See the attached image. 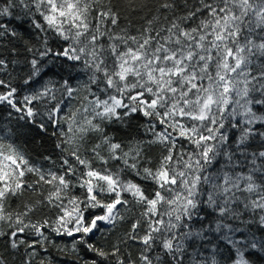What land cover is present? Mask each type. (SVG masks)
Returning <instances> with one entry per match:
<instances>
[{
    "label": "snow or ice",
    "instance_id": "1",
    "mask_svg": "<svg viewBox=\"0 0 264 264\" xmlns=\"http://www.w3.org/2000/svg\"><path fill=\"white\" fill-rule=\"evenodd\" d=\"M13 15L42 37L39 48H28L33 58L25 85L41 75L49 57L87 77L74 85L70 74L58 87L46 82L22 97L0 79V104L41 131L51 126L55 147L67 153L59 171L45 172L13 145L0 144V221L9 229L0 236L13 249L26 247L25 264L50 244L67 251L51 233L71 238L73 252L83 246L110 264H161L164 257L166 264H219L215 244L210 260L203 251L189 252L197 241L206 248L208 234L217 233L231 247V264H251L248 250H264V243L243 235L251 224L264 228V128L257 127L264 126V0H155V12L137 29L121 26L114 0H5L0 17ZM6 34L18 35L0 23V36ZM134 116L145 118L148 139L125 150L107 125ZM229 129L239 133L234 141ZM255 137L261 150L249 153L247 142ZM153 145L160 148L155 160L145 152ZM110 161L123 168L113 169ZM127 170L153 185L151 192L124 179ZM27 173L37 178L28 183ZM35 185L49 186L37 203L54 208L55 220L31 222L35 205L15 215L7 210L10 197ZM75 187L80 196L71 193ZM137 208L110 252L89 242L104 231L102 224L114 228L129 220L122 210ZM205 209L210 212L201 215ZM130 242L140 246L136 258L124 257L122 246Z\"/></svg>",
    "mask_w": 264,
    "mask_h": 264
},
{
    "label": "trees",
    "instance_id": "2",
    "mask_svg": "<svg viewBox=\"0 0 264 264\" xmlns=\"http://www.w3.org/2000/svg\"><path fill=\"white\" fill-rule=\"evenodd\" d=\"M114 2L121 12V26L127 25L133 29L140 28L145 24L146 18H151V15L155 12V0H114ZM4 4L5 0H0V7H3ZM14 11L19 12L20 10L16 9ZM0 23L7 25L10 29H15L18 33L16 37H12L10 34L0 36V59L5 60V66H0V79L9 82L13 87L17 88L18 97L28 94L46 82H51L49 84L50 87H58L59 82L68 79L70 74L74 77L72 80L74 85L87 80V77L83 73L78 75L76 69L69 68L67 62L53 60L49 57L41 64L43 68L41 75L30 85H25L24 80L31 72L30 60L33 58V54L28 51V48H39L42 43V37L37 36L27 19H16L15 15L11 17L3 16L0 17ZM57 44L58 42L56 40L49 39V45L53 49L57 48ZM0 91H4V89H0ZM82 94H84L83 91L81 92ZM41 111L43 110L41 109ZM19 116L20 113H16L7 105L0 104V144L4 146L13 145L25 155L30 165L36 168L42 169L45 172L49 170L59 171L61 156H66L67 153H61L55 147L59 140L57 136L53 135L54 129L49 126L46 132L41 131L36 125L20 120ZM145 123V118L134 116L130 119H125L124 122L111 123L107 125L106 130L116 142L122 143L125 146V150H127L130 144L148 139L143 127ZM63 127L66 128V125ZM257 127L264 128V126L260 125H257ZM229 131L234 141L239 133L235 129H229ZM247 150L249 153L261 150L259 137L252 138L247 142ZM145 152L148 157L155 160L159 156L160 148L158 145H153L150 149L145 148ZM46 157H50V159H46ZM240 159L243 160V157H240ZM109 163L113 169L123 168L122 162L110 161ZM95 166L99 167V162H96ZM122 176L126 180H135L141 183L146 190L151 192L153 185L149 182L139 180L130 170L122 172ZM36 178L32 173H27L25 177L28 183H32ZM72 179L74 180V178ZM35 188V191L28 190L23 194L10 197L6 202L7 210L15 215L16 212L23 211L25 205H35L32 212L29 213L31 222L35 223L45 219L55 220L57 212L54 208L47 205L46 202L44 205L37 203V201L47 196L49 186L35 185ZM81 192L82 190L78 187L71 189V193L77 196H80ZM95 211L97 214L100 213L99 209ZM122 211L127 212L129 220L118 221L114 228L112 225L102 224L101 227L104 231L95 232L89 242L98 248H102L106 252H110L114 243L124 239L126 232L131 227L130 220L139 214L140 209L137 208L135 213L131 210ZM205 212H210V210L205 209L201 215H204ZM249 218L247 215L244 217L245 220ZM212 219L213 217L210 215L208 220H205L203 224L207 225ZM193 227L194 229H200L202 224L200 221H195ZM8 230L7 221H0V231L7 232ZM142 234L143 229H141ZM208 235L212 241L211 244H207L206 248H202L201 242L197 241L193 245V248L189 249V252L191 253L193 250L203 251L204 256L202 258L210 260L213 254L212 244H215L218 246L215 251V256L219 264H231V260L229 259L230 253L232 252L231 247L225 241L219 239L220 234L209 233ZM243 235L249 239L254 236L258 243H264V228H260L257 224L249 225ZM240 236L241 234L237 233V238ZM27 238L29 240L34 239L33 236H28ZM51 240L61 248L66 246L67 251H61L60 248L54 247L51 244L47 246V251L44 248H38L39 255L33 258L32 264H40L41 260H44L45 264H48L49 261L51 264H85L86 261L92 259L97 260L98 264H110L108 260L96 256L95 253L88 251L83 246H79L78 251L73 252L71 238H59L54 233H51ZM139 248L140 246L138 244L131 242L127 248H123L122 246L124 257H138ZM27 251L23 245L17 249L11 248L8 238L0 236V264H25ZM152 255L155 257L157 252H153ZM246 255L251 264H264V250H261V248L249 249ZM169 259L167 257L162 258L161 264H166V261ZM185 264H188L187 260Z\"/></svg>",
    "mask_w": 264,
    "mask_h": 264
}]
</instances>
